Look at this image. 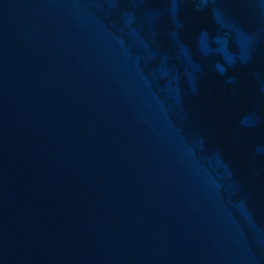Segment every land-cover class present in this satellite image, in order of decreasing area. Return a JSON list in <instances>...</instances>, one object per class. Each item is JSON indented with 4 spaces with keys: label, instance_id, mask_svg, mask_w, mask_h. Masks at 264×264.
<instances>
[{
    "label": "water",
    "instance_id": "obj_1",
    "mask_svg": "<svg viewBox=\"0 0 264 264\" xmlns=\"http://www.w3.org/2000/svg\"><path fill=\"white\" fill-rule=\"evenodd\" d=\"M0 264H264V0H0Z\"/></svg>",
    "mask_w": 264,
    "mask_h": 264
}]
</instances>
